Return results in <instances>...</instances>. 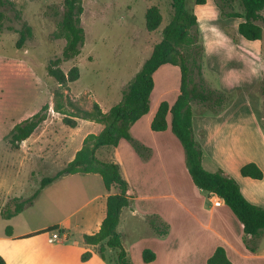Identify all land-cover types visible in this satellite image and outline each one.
Segmentation results:
<instances>
[{
  "label": "crops",
  "instance_id": "0c3cea01",
  "mask_svg": "<svg viewBox=\"0 0 264 264\" xmlns=\"http://www.w3.org/2000/svg\"><path fill=\"white\" fill-rule=\"evenodd\" d=\"M195 13L204 38L205 57L209 56L208 67L213 72L209 74H215L210 76L205 66L206 79L225 92L237 91L236 98L227 102L220 112L192 102L194 135L204 150L203 165L210 171L218 168L226 170L239 182L249 201L264 206V177L256 179L241 173L242 166L251 161L264 171V147L258 156L242 159L246 151L242 139L250 125H256L264 140V109L255 92L264 70L262 42L260 39L249 40L238 33L240 40L236 43L219 23L223 20L214 0L197 4ZM230 20L226 19L225 22ZM168 65L173 64H163L155 71L150 110L131 127L133 137L150 148L149 157L140 156L126 139H121L117 146L106 145L96 151L99 159L119 163L122 175L130 185L131 203L123 208L118 225L129 259L134 264H195L197 258H202L209 264L208 259L215 250L224 247L234 264H264V236L260 238L257 248L251 250L245 242L242 223L237 222L232 209L222 198L204 192L193 182L187 168L185 150L171 130V114L167 117L168 129L154 131L151 127L160 103L167 101L172 105L180 94L181 76L178 70L176 76V68ZM171 73L173 76H170ZM80 124L88 126V129L77 137L78 145L69 160L82 147L86 135L103 128L101 123L92 120L79 119L77 126ZM33 134L21 145L30 141ZM62 178L71 179L78 186L74 187L76 191L72 193L75 194L71 198L74 205L72 212L64 215L60 211L57 214L55 205L40 204L34 214L29 215L27 209L29 206L36 207L37 197V201L26 205L21 213L7 219L5 223H13L12 235H7L2 227L0 230V254L7 264H114L117 250L114 252L107 248L105 259L95 246L84 240L85 234L100 229L107 213V197L112 191L106 189L99 173H71L62 175ZM69 182L66 180V183ZM7 192L0 191V220L5 219L1 216V208L10 199H26L32 195H7ZM188 192L198 199L196 203L199 206H194L196 211L191 210V200L186 196ZM88 204H92L90 209L73 219V215ZM177 206L196 216H203L198 224L207 232L177 230L171 220ZM152 215L159 216L169 225L167 234L155 232L149 221ZM16 217H19L17 221ZM50 226H57L55 230H59L64 238L55 243L47 242L46 232L38 231ZM129 232L133 236L131 240L126 239ZM146 248L155 251V260L144 261L143 250ZM87 251L92 255L84 261L82 255Z\"/></svg>",
  "mask_w": 264,
  "mask_h": 264
},
{
  "label": "rangeland",
  "instance_id": "374dc122",
  "mask_svg": "<svg viewBox=\"0 0 264 264\" xmlns=\"http://www.w3.org/2000/svg\"><path fill=\"white\" fill-rule=\"evenodd\" d=\"M14 3L15 9L6 10L3 30L0 31V191H8L7 195L18 194L28 197L40 187L43 177L55 176L70 161L71 154L79 142L77 137L86 133L88 129V126L82 125L83 123L71 127L63 122V115L54 109V92L57 89L64 90L85 108H91L93 101H96L103 110H109L122 99L125 86L151 56L155 44L162 39L163 29L172 19L173 10L171 0H83L84 11L81 19L85 30L84 44L80 54L60 65L65 72L77 65L80 77L70 82L69 87H63L49 74L48 65L51 59L61 55L66 43L64 38L56 35L62 18L64 0H14ZM154 5L160 8L163 20L156 30L149 31L146 25V12ZM196 5L195 0H187V8L190 11L193 9L195 11ZM234 9L244 10L239 0L234 1ZM218 10L223 20L219 23L233 40L239 43L237 24L243 18L224 17L219 7ZM262 14L264 15V10ZM226 19H231V22L226 23ZM25 23L32 26L33 35L19 48L17 41L20 33L16 30ZM259 41L263 45L264 59V31ZM208 58L204 56L202 61L204 77L205 66L208 74L213 73L208 67ZM168 66L176 68V76L177 70L181 76L178 66ZM170 76H173V73ZM261 76H264V70ZM207 83L210 87L216 88L208 80ZM255 92L264 108V77L256 85ZM225 93L228 96L225 104L237 96L236 90ZM195 103L207 107L203 103ZM44 104L50 106L47 119L34 132L30 141L24 146L21 145L20 149H14L7 135L17 123L39 111ZM262 120L264 124V118ZM263 143L260 130L255 124L250 125L242 139V144L246 148L242 159L258 156L264 147ZM61 177L42 189L38 201L34 200L36 207H28L29 215H33L40 204L55 205L57 214L60 211L64 215L72 212L74 205L71 198L75 196L72 193L76 191L74 187L78 186L75 181ZM66 180L71 183H66ZM186 196L191 200V210H195V204L199 206V203H196L198 199L193 197L191 192ZM91 206L92 204L84 206L79 213L73 215V219L87 212ZM200 217L203 216L200 214L196 216L177 206L171 220L181 232L186 230L189 232V229L193 232H207L198 224ZM235 219L240 223L236 216ZM6 221L7 219L0 220V230L1 227L6 230L9 225H13L10 222L5 223ZM45 232L49 243L58 240L53 238V233H59V239L63 237L59 230ZM132 238L129 232L126 239ZM110 249L114 252L116 250ZM108 254H111L110 251ZM195 264L206 262L202 258H197Z\"/></svg>",
  "mask_w": 264,
  "mask_h": 264
},
{
  "label": "trees",
  "instance_id": "16d2710c",
  "mask_svg": "<svg viewBox=\"0 0 264 264\" xmlns=\"http://www.w3.org/2000/svg\"><path fill=\"white\" fill-rule=\"evenodd\" d=\"M206 1L195 0V3L205 4ZM234 1L215 0V3L224 17L243 18L238 24L239 34L249 40L262 39L264 0H239L243 11L234 9ZM171 6L173 16L163 29L162 39L155 44L151 56L146 59L141 69L125 86L122 99L109 110H103L96 101H93L91 108H85L64 90L57 89L54 92V109L63 115L65 124L76 127L79 119H86L101 123L103 128L97 133L86 135L82 147L76 152L74 158L55 176L43 177L40 187L30 197L26 199L14 197L3 205L1 208L3 218L10 219L21 213L26 205L34 202L46 185L59 176L71 173H99L106 189L112 193L107 197V213L100 229L95 233L85 234L84 240L87 244L95 246L98 253L105 259H107L105 253L107 248L116 249L114 264H134L129 259L123 245V236L118 230L121 212L131 203L132 199L129 182L123 177L119 163L99 159L96 151L106 145L117 146L121 139H126L140 156L149 157L150 148L133 137L131 127L150 110L155 71L161 65L169 63L179 66L181 70L180 94L172 105L167 101L160 103L151 127L154 131L168 129L167 117L169 113L171 114V130L185 150L186 164L193 182L204 192L217 195L224 200L242 223L247 246L251 250L257 248L260 238L264 236V206L249 201L243 194L239 182L223 168L210 171L204 167V150L194 135L192 102L203 103L215 112H220L227 100V93L210 87L203 75L202 61L206 47L194 9L190 11L187 8V0H171ZM8 9H15L14 0H0V31L3 30V22ZM83 11V0H64L62 18L56 35L64 38L66 43L61 55L51 59L48 65L49 74L63 87H69L70 82L80 77V69L77 65H74L68 72H65L60 65L81 52L85 41V30L81 19ZM162 20L163 14L158 6L154 5L147 9L146 25L149 31L156 30ZM16 31L20 33L17 47L21 48L33 35V28L25 23ZM49 107V104H44L39 111L13 127L7 138L14 149H19L21 143L47 119ZM241 173L256 179L264 177V171L254 161L244 164ZM149 221L157 234L168 233L169 225L159 216H149ZM57 228V226H50L38 232ZM6 233L12 235L11 225L7 227ZM91 255L92 253L87 251L83 253L82 259L86 261ZM155 258L154 250L149 248L143 250L145 262H151ZM208 263L234 264L228 258L224 247H218L208 259ZM0 264H7L1 254Z\"/></svg>",
  "mask_w": 264,
  "mask_h": 264
},
{
  "label": "built area",
  "instance_id": "2783aa9c",
  "mask_svg": "<svg viewBox=\"0 0 264 264\" xmlns=\"http://www.w3.org/2000/svg\"><path fill=\"white\" fill-rule=\"evenodd\" d=\"M53 238H55V239H59V238H60L59 233H53Z\"/></svg>",
  "mask_w": 264,
  "mask_h": 264
}]
</instances>
